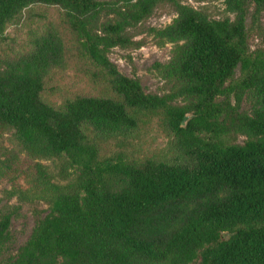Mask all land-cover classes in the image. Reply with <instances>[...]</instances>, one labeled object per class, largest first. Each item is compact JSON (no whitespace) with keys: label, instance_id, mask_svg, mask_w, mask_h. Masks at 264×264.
<instances>
[{"label":"trees","instance_id":"16d2710c","mask_svg":"<svg viewBox=\"0 0 264 264\" xmlns=\"http://www.w3.org/2000/svg\"><path fill=\"white\" fill-rule=\"evenodd\" d=\"M222 2L217 14L183 0H0V42L24 8L55 5L90 79L106 89L57 106L41 98L67 51L52 23L12 52L0 47V131L10 142L0 145V172L23 164L35 191L52 189L47 211L5 258L9 215L0 216V264H264V0ZM166 8L167 23L146 24ZM249 37L261 44L251 48ZM148 43L170 44L162 70L174 92L144 91L109 59L112 47ZM248 89L258 105L241 109ZM152 116L179 161L98 151Z\"/></svg>","mask_w":264,"mask_h":264},{"label":"rangeland","instance_id":"374dc122","mask_svg":"<svg viewBox=\"0 0 264 264\" xmlns=\"http://www.w3.org/2000/svg\"><path fill=\"white\" fill-rule=\"evenodd\" d=\"M195 6H207L217 14L222 12V0H183ZM173 12L166 8L161 14L148 17L146 24L161 26L167 23ZM264 23V10L260 14ZM45 23L54 24L62 33L67 45L65 64L63 68L53 69L44 83L41 98L54 106L60 105L66 97L75 93H103L105 86L90 79L87 73V63L82 53L77 50L75 37L65 28L62 22V12L55 5L37 3L24 8L19 16L6 23L2 32L0 47L2 51H14L21 44L26 45L28 34L33 29H41ZM137 37V36H136ZM251 48L260 45L259 38L249 37ZM170 44L156 47L150 43L138 48L112 47L108 56L116 68L123 74L138 80L144 91L158 94L170 93L176 90L175 81L166 76L162 65L168 58ZM238 69L235 68V75ZM180 101V98L177 99ZM241 109L249 110L258 105V98L253 89L245 90L238 100ZM9 135L0 131V145L9 147ZM240 140V137L238 138ZM102 154L120 153L126 159L139 161L150 157L166 162H177L181 153L172 143V135L155 116L142 120L138 128L125 137L110 138L100 144ZM2 157V156H0ZM39 161V160H38ZM41 163L51 166L48 161ZM26 166L18 165L17 169H7L0 172V216L9 215V224L4 238L1 258L14 254L18 247L28 237L36 220L48 209L51 202L52 189L49 186L36 190L24 175Z\"/></svg>","mask_w":264,"mask_h":264},{"label":"water","instance_id":"95a60500","mask_svg":"<svg viewBox=\"0 0 264 264\" xmlns=\"http://www.w3.org/2000/svg\"><path fill=\"white\" fill-rule=\"evenodd\" d=\"M187 118V114H184L181 118L180 124H183L184 120Z\"/></svg>","mask_w":264,"mask_h":264}]
</instances>
